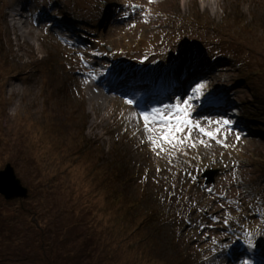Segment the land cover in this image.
<instances>
[{
	"label": "rangeland",
	"instance_id": "rangeland-1",
	"mask_svg": "<svg viewBox=\"0 0 264 264\" xmlns=\"http://www.w3.org/2000/svg\"><path fill=\"white\" fill-rule=\"evenodd\" d=\"M82 1L93 12L80 10L79 0H0V168L12 159L28 189L11 199L0 191V264H18L8 261L9 252L48 249L50 243L33 240L30 231L22 238L30 245L12 235L25 231L30 206L52 219L42 225L47 231L59 226L58 213L61 222L81 223L74 228L77 247L65 244L64 255L83 248L89 234L98 253L92 249L80 264H101L103 229L132 253L131 264H153L149 255L158 251L141 243L145 238L161 247L175 242L180 249H166L167 264L187 256L200 264H264L239 240L252 236L258 246L264 243V229L239 216L264 198V0H156L145 11L157 16L136 10L145 0ZM108 5L119 11L112 23L107 18L116 12L101 11ZM106 34L131 51L123 61L113 42L98 41ZM201 72L211 77L202 79ZM110 77L122 86L108 87ZM201 84L189 119L219 133L210 138L194 127V147L153 150L140 113L182 104ZM226 98L233 106L218 107ZM225 120L231 123H215ZM208 170L218 174L212 184L202 177ZM117 174L133 177L137 187L117 191L111 181ZM87 201L91 210L83 212ZM20 207L27 213L23 223L16 215ZM143 208L166 215L140 223L131 215ZM156 222L154 229L146 227ZM158 230L160 237L153 235Z\"/></svg>",
	"mask_w": 264,
	"mask_h": 264
},
{
	"label": "trees",
	"instance_id": "trees-1",
	"mask_svg": "<svg viewBox=\"0 0 264 264\" xmlns=\"http://www.w3.org/2000/svg\"><path fill=\"white\" fill-rule=\"evenodd\" d=\"M210 31H214V30H210ZM8 155L10 156L11 153H9ZM11 162H12V159H9L6 165L10 164ZM99 163H101V162H99ZM11 164H13V162ZM1 169H3V168H0V170ZM95 169H96V165L93 166V170H95ZM129 171L131 173H133L134 169L131 168ZM115 181H117V180H115ZM132 181H133V177H130L129 180H127L125 178H121V181L118 183V184H120L119 185L120 189H123V187H125V188L132 187V189H134L135 187L133 186V184H131ZM51 187H54V186L52 185ZM50 193H52V192H50ZM79 196L82 197V194H80ZM134 199L145 200L144 198L135 197V196H134ZM85 205H86V209H84L83 212H85V211L90 212L91 203L89 201H87L85 203ZM21 207H23V206H21ZM21 207L16 208L17 209L16 215L19 219L18 221L23 223V222H25L23 220V216L27 213L25 212L24 208H21ZM31 207L32 206L27 207L28 208V214H29V216H30V214H32L33 218L32 219L29 218V220H31V221L27 223L28 224L27 227L23 228V230H25V231L20 233V234L18 232H16L12 235H13V237H15L14 239L19 240V242L22 245H24L26 243L28 245H30L31 244L30 239H28L26 241L22 240V238L26 236V233L28 231H30V232H32L30 234V236H32L33 240H34V238H39L37 241H39L40 239H43V241L46 242L47 244L50 243L48 246V249L47 250L45 249L46 251L42 252L41 254H33V253H29V252L28 253H19V252H16L14 250L15 253H12V254L10 252L7 253L8 261H12V262L16 261V262H18V264H80L82 257L83 258H89L91 256V253H92L91 250L92 249H94L98 253L97 244L93 243V240L91 239L90 234L88 233L89 238L87 241L84 242L83 248L81 247L77 250L72 251L71 253H67L64 255L65 244L71 245L72 243H75L74 247L75 248L77 247V242H76V240H74L73 234H74V228L76 226H78V224H81V223H76V224L71 225V222H61L62 213H58L57 219H58V225L59 226L56 229L51 227L50 228L51 231L50 230L47 231L45 227H46L47 223H49L52 219L41 218V216H42V213L40 212L41 210L37 209L36 206H34L33 209ZM155 215H164L165 216L166 214L161 209H159L157 211H150V210H146L145 208H143L140 213H137V214L131 215V216L135 220L139 219V222L142 223L143 221L155 220ZM160 222H162V221H160ZM160 222H156L155 224L147 225L146 227L154 229L155 225L160 223ZM43 223L45 224V227L42 226V225H44ZM90 228L87 229L86 231L87 232L91 231ZM155 230H157V229H155ZM159 233H160V230H158L157 233H153V235L156 237H160ZM84 235H85L84 233H81L79 236L83 237ZM53 236L55 238H53ZM61 237H64V239H63V241L65 242L64 244H60L57 241V240H60ZM114 239L118 242V240L116 239V237L114 235H113V240L110 239L109 232L106 229H103L101 231V234L99 235V241H100L101 247H102L101 259H100L101 264H131L129 259H130V257H133L132 253H125L124 249L121 248V244L119 242H118V244H116ZM153 239L148 240L145 238L141 241V243H147V242L151 243L150 246L152 247V249H156L158 251V253L155 255H149L151 257L153 264H167L169 262L168 261L169 258L165 254L166 249H168V248L172 249V250H179L180 249V248H174L175 242L170 243L166 247L157 246V245H155L156 243L153 242ZM110 240H112V242ZM134 257H138V254L136 253ZM98 259H99V254H98ZM84 264H86V262ZM97 264H99V262H97ZM178 264H197V260L190 261L189 257H186L183 260H181Z\"/></svg>",
	"mask_w": 264,
	"mask_h": 264
},
{
	"label": "snow or ice",
	"instance_id": "snow-or-ice-1",
	"mask_svg": "<svg viewBox=\"0 0 264 264\" xmlns=\"http://www.w3.org/2000/svg\"><path fill=\"white\" fill-rule=\"evenodd\" d=\"M203 88V84L195 87L193 89V96L186 98L182 104L165 105L163 108H154L150 112L140 113V118L144 121L145 131L150 133L148 139L153 144V150L159 148L161 151H165V145L175 149L183 147L185 143H189L190 146L194 147L195 142L191 140V132L194 127L210 138H214L216 133H219V128H217L216 133H214L202 127L199 121H192L189 119L191 112L190 101L198 96ZM127 103L132 104L133 101L128 100ZM215 123L227 125L231 122L225 120ZM185 129H187V133H185ZM181 133H184L183 138L179 135ZM237 139H239V137H237ZM200 143H204V141L201 140Z\"/></svg>",
	"mask_w": 264,
	"mask_h": 264
},
{
	"label": "bare ground",
	"instance_id": "bare-ground-1",
	"mask_svg": "<svg viewBox=\"0 0 264 264\" xmlns=\"http://www.w3.org/2000/svg\"><path fill=\"white\" fill-rule=\"evenodd\" d=\"M154 1H156V0H145V1H142V4H139V9H136V10H142V9H144V12L145 13H143V16H149V15H152L153 13H150V11H145V10H149L148 8H147V6H151V5H153L155 2ZM151 2H153V4H151ZM59 4V3H58ZM79 4H80V10H82L83 12H88V13H91V12H93V10H91L90 8L88 9V10H86V8L88 7L86 4H84L83 3V1L82 0H79ZM66 7H68L69 8V6L67 5V4H64ZM142 5H144V6H142ZM155 8V7H154ZM105 9H110L111 11H114V9L115 8H113V6H104V7H102V9H101V11H103V10H105ZM94 11H97V10H94ZM100 11V12H101ZM114 12H116V13H110L111 15L109 16V19L107 18V20H110V23H112L114 20H115V18H116V16L118 15V13H119V11L118 10H116V11H114ZM127 13V15L130 13V11L129 12H126ZM154 16H157V14H153ZM43 17H45L44 15L42 16V17H40V18H42L43 19ZM113 19V20H112ZM142 19H143V17H142ZM151 20H155V19H153V17H152V19ZM100 22V23H99ZM101 22H103L102 21V19H99L98 20V23L101 25ZM154 24L155 25H159V21L157 20H155L154 21ZM154 24H153V27H154V29H156L157 30V28L154 26ZM140 25H145V24H143V20L140 22ZM159 27H160V25H159ZM126 30V25H123V27H122V30L121 31H125ZM149 33H150V35H151V38L155 35V33H153V31H149ZM120 36V35H119ZM118 36V37H119ZM116 37H114L112 34H106V35H104V37H102V36H99L98 37V41L99 42H101L102 44H107V43H109V42H113L114 43V46H115V48L117 49V50H115V52H116V55L123 61L124 60V58L126 57V53H128V52H131V51H128V50H126V49H124L119 43H118V38L117 39H115ZM119 39H125V37L124 36H122V37H120ZM236 43V42H235ZM108 46H109V44H107ZM65 46V44H62V47H64ZM235 46H237L238 48H240L241 49V47L238 45V44H235ZM110 47H113V45H111ZM166 48H164L163 49V51H166L165 50ZM119 50V51H118ZM143 58H145L146 56H142ZM144 66H146V65H144ZM155 67H157L158 68V66H155ZM196 67H197V65H196ZM79 69L81 68V67H78ZM80 71V70H79ZM152 71H154V69H151L149 72H147L146 74H149L150 72H152ZM211 72H212V70H211ZM159 75V74H158ZM117 77L118 78H126L125 77V75H120V74H118L117 75ZM98 79H100V78H98ZM112 80V81H111ZM109 81H111V82H108V87H110V88H120L121 86H122V84H123V81H114L113 80V78L112 77H110V80ZM176 87H178V86H176ZM109 90V89H108ZM110 92H114V91H111V90H109ZM120 92V94H122L123 92H121V91H119ZM114 93H116V92H114ZM145 103H149L152 99L150 98V97H143V99H142ZM236 117L239 119V117L236 115ZM258 128H256V129H254V131L255 130H257ZM259 131V130H258ZM95 161H93V162H97V163H99V162H103L104 160H102V158H97V157H94L93 158ZM106 163H108V162H106ZM11 164V163H10ZM12 166H13V164H11ZM14 167V166H13ZM14 169H15V167H14ZM4 169H1L0 170V172H2ZM15 171H16V169H15ZM113 178V177H112ZM114 179V178H113ZM113 179H111V181H113L116 185H120V184H118L120 181H121V179H120V174H117L116 175V179H117V181H115V180H113ZM106 186L107 187H109L110 185L107 183L106 184ZM131 189H132V187H130ZM130 188H125V187H123V189H125L126 191H128L129 190V192H130ZM117 191H120L121 192V190H120V188H118L117 189ZM156 192H154V194H155ZM158 194H159V192H158ZM120 195V194H119ZM118 195V196H119ZM117 196V197H118ZM95 202H97V201H95ZM98 203H99V201H98ZM100 209L101 210H103L101 207H100ZM126 216H128L127 214H125ZM118 218H114V220H117ZM116 222H119V221H116ZM123 226V225H122ZM107 231H108V229H106ZM109 232V234H112L110 231H108ZM113 240V239H112ZM112 240H110L111 242H112ZM115 240V239H114ZM115 242H116V244H118V242L115 240ZM121 248H123V245L121 246ZM230 258H232V256L229 254V259Z\"/></svg>",
	"mask_w": 264,
	"mask_h": 264
},
{
	"label": "water",
	"instance_id": "water-1",
	"mask_svg": "<svg viewBox=\"0 0 264 264\" xmlns=\"http://www.w3.org/2000/svg\"><path fill=\"white\" fill-rule=\"evenodd\" d=\"M207 183H212L214 177L209 173ZM22 180L17 176L14 167L8 164L7 168L0 172V191L5 194L8 199L13 198L17 194H21L20 191L28 192V189L23 187Z\"/></svg>",
	"mask_w": 264,
	"mask_h": 264
}]
</instances>
